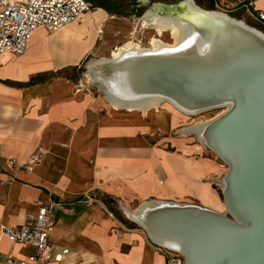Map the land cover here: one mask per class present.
Returning a JSON list of instances; mask_svg holds the SVG:
<instances>
[{"label":"bare ground","instance_id":"obj_1","mask_svg":"<svg viewBox=\"0 0 264 264\" xmlns=\"http://www.w3.org/2000/svg\"><path fill=\"white\" fill-rule=\"evenodd\" d=\"M87 18L68 37L74 58L98 35H87L94 24ZM135 22L154 29L148 46L116 45L108 57L91 58L82 76L116 110L148 113L166 102L194 116L222 107L181 133H193L226 170L217 189L222 212L149 198L127 214L182 264H264V32L194 0L150 3ZM165 31L171 42L161 39Z\"/></svg>","mask_w":264,"mask_h":264},{"label":"crops","instance_id":"obj_2","mask_svg":"<svg viewBox=\"0 0 264 264\" xmlns=\"http://www.w3.org/2000/svg\"><path fill=\"white\" fill-rule=\"evenodd\" d=\"M72 24L79 23L52 33L39 29L47 40L68 38L78 27ZM31 38L22 55L0 57V176L8 158L24 161L37 149L42 153L32 171L18 169L0 185L1 221L30 223L40 205H50L49 241L61 258L46 264H164L166 253L142 232L101 219L97 202L106 196L130 209L148 198L191 202L198 194L199 204L219 206L211 188L196 182L204 171L193 159L149 148L128 111L116 112L80 87L74 72L86 46L74 58L71 38L49 41L31 57ZM82 200L85 207L78 205ZM33 251L0 233L1 255L21 260Z\"/></svg>","mask_w":264,"mask_h":264},{"label":"rangeland","instance_id":"obj_3","mask_svg":"<svg viewBox=\"0 0 264 264\" xmlns=\"http://www.w3.org/2000/svg\"><path fill=\"white\" fill-rule=\"evenodd\" d=\"M87 1L90 3L92 8L88 14L85 15L84 22H86L87 17L94 18V24H92L91 27H87V35L91 36L92 30H94L95 35H98L95 37L94 41H89L87 38L82 42H85L84 44H88L84 49L87 51L83 55L82 52V56L80 55L81 57L77 62V71L74 72V78L80 84V87H82L85 91H90L98 95L105 104H108L110 108H113L111 104L104 98L103 94L95 86H93V84L90 85L86 77L82 76L84 65L91 58L108 57L110 49L128 40L139 42L142 47L148 46L150 38L156 36V33L154 29L150 27H141L140 24L135 22V18L142 16L149 8L150 3H170L179 0H148L150 3H148L147 6L140 5L138 0H102L101 2L108 8V10L102 6H93L92 0ZM194 1L204 8L211 10L215 9L211 5L207 4V0ZM140 2L145 4L143 0H140ZM262 2L263 0H259L256 2V6L261 7L263 5ZM229 15L242 19L246 24L264 32V26L254 21L247 12H237ZM81 20L82 17L79 20L73 22L79 24L73 25H82L83 21L81 23ZM32 38H35V40L33 41L31 39L29 43L31 45L34 42L32 44L34 46L29 48V54L31 57H37L39 46L44 47L49 41L52 42L55 40H58L63 44L65 39V37H60L58 39L51 38L47 40L44 38V32L39 28L34 31ZM161 39L164 42H171L172 40L169 32L166 31L162 33ZM89 50L95 55H92ZM219 108L206 110L198 115L188 116L171 107L166 102H163L157 109H152L148 111V113H143L140 111L127 113L128 116H131L132 125L137 130L135 134L138 136V138L139 136L142 137L149 148H161L172 154H179L180 156L195 160L196 165L204 171L203 175L198 177L196 182L206 183L215 194L217 201H221L218 197L217 189L220 188L218 185L219 180L225 173L226 166L212 151L206 148L193 133L183 134L181 133V129L195 124L194 122L196 121V123H202V121L212 118L216 112L222 109V107ZM120 111L125 110L120 109L116 112ZM162 116H164V121L161 120ZM98 201L99 202L97 203L99 204H95L98 205L97 214H100L101 219H110L111 221L117 223V226H120L119 223H122V225L126 227V229H123L120 226L124 231L137 230L146 235L135 222L131 221L132 219L126 212V210H134L139 204H135L129 209L128 206L124 204L121 205L113 198H108L106 196H102ZM81 202L78 203L79 206L85 207L87 205V203L83 202V200ZM191 203L199 204L203 203V201L197 194ZM218 205L219 206L215 205V207H210L207 205L203 206L222 212L224 210L222 202Z\"/></svg>","mask_w":264,"mask_h":264},{"label":"built area","instance_id":"obj_4","mask_svg":"<svg viewBox=\"0 0 264 264\" xmlns=\"http://www.w3.org/2000/svg\"><path fill=\"white\" fill-rule=\"evenodd\" d=\"M211 6L227 14L247 12L254 21L264 26V0L261 7L256 6L259 0H210ZM87 0H0V57L5 54L22 55L36 28H44L52 33L65 24L74 22L83 13L91 9ZM41 149L29 154L24 161L15 158L6 160L7 169L0 176V185L15 177V171L23 169L32 171L39 162ZM90 202L92 199L87 198ZM50 205L42 204L30 223L7 225L0 219V233L11 242L22 246H31L34 251L26 258L14 260L8 255L0 254V264H46L51 260H60L61 254L54 255L50 235ZM166 253L164 264H182L181 257L158 246ZM64 250L62 253H65Z\"/></svg>","mask_w":264,"mask_h":264},{"label":"trees","instance_id":"obj_5","mask_svg":"<svg viewBox=\"0 0 264 264\" xmlns=\"http://www.w3.org/2000/svg\"><path fill=\"white\" fill-rule=\"evenodd\" d=\"M102 0H92L93 6H102L104 7L106 10H108V8L106 6H104V4L101 2ZM211 2V1H210ZM55 74H62V71H58Z\"/></svg>","mask_w":264,"mask_h":264},{"label":"flooded vegetation","instance_id":"obj_6","mask_svg":"<svg viewBox=\"0 0 264 264\" xmlns=\"http://www.w3.org/2000/svg\"><path fill=\"white\" fill-rule=\"evenodd\" d=\"M207 4L211 5V2H210V0H207Z\"/></svg>","mask_w":264,"mask_h":264},{"label":"water","instance_id":"obj_7","mask_svg":"<svg viewBox=\"0 0 264 264\" xmlns=\"http://www.w3.org/2000/svg\"><path fill=\"white\" fill-rule=\"evenodd\" d=\"M210 25V24H209ZM169 250V249H168ZM171 251V250H170ZM173 252V251H172ZM175 253V252H174Z\"/></svg>","mask_w":264,"mask_h":264}]
</instances>
